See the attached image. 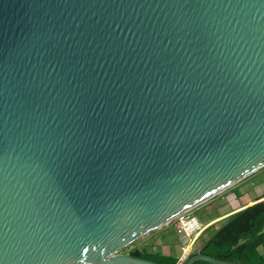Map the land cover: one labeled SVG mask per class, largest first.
<instances>
[{"label":"water","instance_id":"obj_1","mask_svg":"<svg viewBox=\"0 0 264 264\" xmlns=\"http://www.w3.org/2000/svg\"><path fill=\"white\" fill-rule=\"evenodd\" d=\"M262 166L264 0H0V264H161L121 250Z\"/></svg>","mask_w":264,"mask_h":264},{"label":"trees","instance_id":"obj_2","mask_svg":"<svg viewBox=\"0 0 264 264\" xmlns=\"http://www.w3.org/2000/svg\"><path fill=\"white\" fill-rule=\"evenodd\" d=\"M204 232L203 244L185 259L195 253H204L234 264H260L258 248L264 244V200L228 214L219 224L208 225ZM126 253L161 264H176L178 261L176 256L152 252L144 247L129 245ZM192 264L213 263L196 260Z\"/></svg>","mask_w":264,"mask_h":264},{"label":"crops","instance_id":"obj_3","mask_svg":"<svg viewBox=\"0 0 264 264\" xmlns=\"http://www.w3.org/2000/svg\"><path fill=\"white\" fill-rule=\"evenodd\" d=\"M262 168L264 167H260L259 169L233 183L231 191H228V186L191 208V213L206 226L196 236L192 245L189 246L190 252L197 250L203 244L206 236L204 230L208 225H217L228 214L240 210L255 202L264 200V169ZM254 176L261 177H259L261 181L258 187H255L256 184H254L252 180ZM253 187H255V190H253ZM199 209H207L209 211L206 212L205 217L202 215L197 216L195 212ZM186 242L187 238L185 236H179L175 232L171 222L168 221L156 227L155 231L143 241L133 243L130 246H136L140 248L144 247L145 249L152 252L176 256L179 260L183 257L182 246L185 245ZM258 249L261 253L264 250V244L259 246Z\"/></svg>","mask_w":264,"mask_h":264},{"label":"built area","instance_id":"obj_4","mask_svg":"<svg viewBox=\"0 0 264 264\" xmlns=\"http://www.w3.org/2000/svg\"><path fill=\"white\" fill-rule=\"evenodd\" d=\"M190 210L191 208L184 210L169 220L173 225L175 232L179 236H185L187 238L186 244L182 246L183 257L179 260H184L188 256L190 253L189 246L192 245L196 236L206 226L194 216ZM260 264H264V250L261 252Z\"/></svg>","mask_w":264,"mask_h":264},{"label":"rangeland","instance_id":"obj_5","mask_svg":"<svg viewBox=\"0 0 264 264\" xmlns=\"http://www.w3.org/2000/svg\"><path fill=\"white\" fill-rule=\"evenodd\" d=\"M264 167V166H263ZM262 169H264V168H262ZM260 177V176H259ZM259 177H253L252 178V180H253V182H254V184H256V186L255 187H258L259 186V184H260V178ZM254 186V185H253ZM231 187H233V185H230L229 186V189H228V191L230 190L231 191ZM255 187H253V190H255ZM225 193H227V192H225ZM209 210H207V209H199V210H197L196 212H195V214L197 215V216H203V217H205V214H206V212H208ZM155 229H156V227L155 228H153V229H151V230H149V231H147V232H145V233H143L142 235H140L139 237H137L136 239H134L132 242H130L128 245H127V247L129 246V245H132L133 243H137V242H140V241H143L144 239H146L150 234H152L154 231H155ZM125 251H126V247L125 248H123L122 250H121V252H123V253H125Z\"/></svg>","mask_w":264,"mask_h":264},{"label":"bare ground","instance_id":"obj_6","mask_svg":"<svg viewBox=\"0 0 264 264\" xmlns=\"http://www.w3.org/2000/svg\"><path fill=\"white\" fill-rule=\"evenodd\" d=\"M158 227V226H157Z\"/></svg>","mask_w":264,"mask_h":264}]
</instances>
